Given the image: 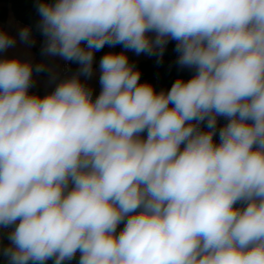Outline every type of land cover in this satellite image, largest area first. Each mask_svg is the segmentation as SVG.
Masks as SVG:
<instances>
[{
  "label": "clouds",
  "instance_id": "clouds-1",
  "mask_svg": "<svg viewBox=\"0 0 264 264\" xmlns=\"http://www.w3.org/2000/svg\"><path fill=\"white\" fill-rule=\"evenodd\" d=\"M37 12L42 54L79 68L41 95L44 63L0 58L9 264H264V0H39ZM19 38L34 43L29 26ZM170 40L194 74L169 90L141 82L126 51L102 56L95 97L81 79L105 45L159 63ZM15 43L0 30V53Z\"/></svg>",
  "mask_w": 264,
  "mask_h": 264
},
{
  "label": "trees",
  "instance_id": "trees-1",
  "mask_svg": "<svg viewBox=\"0 0 264 264\" xmlns=\"http://www.w3.org/2000/svg\"><path fill=\"white\" fill-rule=\"evenodd\" d=\"M38 3L39 0H0V23L7 21L9 12L12 10L17 20L23 25L29 26L31 31L40 38L41 45L38 51L42 53L41 48L44 37L37 27L40 20L39 13L37 12ZM0 30H4V28L0 26ZM175 45L176 41H169L163 53L162 60L159 63L157 62V57L152 56L151 59L137 64V68L141 72V82H150L157 91H160L169 90L177 78H183L185 80L191 78L194 74V69L181 68L176 63L178 53L174 50ZM108 48L109 46L105 45L103 49L95 52L93 66H96L95 61L97 58L108 52ZM74 69H77V67L73 66L72 70ZM98 94L94 92V97ZM224 122H226L225 118L220 117L219 126ZM142 135L146 136V133ZM0 264H9L8 258L2 254H0ZM46 264H53V261L48 260ZM66 264H69V262H66Z\"/></svg>",
  "mask_w": 264,
  "mask_h": 264
},
{
  "label": "crops",
  "instance_id": "crops-1",
  "mask_svg": "<svg viewBox=\"0 0 264 264\" xmlns=\"http://www.w3.org/2000/svg\"><path fill=\"white\" fill-rule=\"evenodd\" d=\"M0 26L4 28V31L8 32L12 36L16 38V43L14 46L8 48L5 52L0 53V58H12V57H19L22 60H31L32 63L39 64L44 63L46 65V70L43 72H35L33 73L34 76V86L30 91L38 92L41 95L46 94L54 89L55 84L59 82V79L52 80L50 77L52 73L58 74L62 70V62L51 63L49 60H46V56L43 55L38 51V48L41 45V40L37 37L32 31V39L34 43L24 42L19 38V31L22 27H25L22 23H20L14 12L11 10L8 15V19L5 23H0ZM122 51L131 52L128 50H124L122 45H119ZM98 66V63H95ZM88 86L91 87L87 80H84ZM94 89V88H93ZM94 92L99 93L94 89ZM123 226H121L122 228ZM79 258V254L77 257L71 262V264H77Z\"/></svg>",
  "mask_w": 264,
  "mask_h": 264
},
{
  "label": "rangeland",
  "instance_id": "rangeland-1",
  "mask_svg": "<svg viewBox=\"0 0 264 264\" xmlns=\"http://www.w3.org/2000/svg\"><path fill=\"white\" fill-rule=\"evenodd\" d=\"M120 52L122 51V49L119 47V45H116L114 47H110L108 48V52ZM127 55L129 57V60L130 62H133L135 63L136 67H137V64L140 63V62H143V61H146V60H149L152 58V56H148L146 54H143L141 53L140 55H137L135 52L131 51V52H127ZM46 60H49L51 63H57V62H62V65H63V62L64 60L60 57H49V56H46L45 57ZM102 58L99 57L96 59L95 63L97 62L98 63V66H93V75L90 77V78H86V77H81V79L84 81V80H87L89 82V84L91 85L92 88H94L95 90L97 91H100L101 90V86H100V83H99V77H100V67H99V62H100V59ZM78 70L77 69H74L70 72L69 76L74 74L76 71ZM61 73V71L56 74V75H59ZM218 142V140H216ZM5 243H7V240H6V234H5V240H4Z\"/></svg>",
  "mask_w": 264,
  "mask_h": 264
},
{
  "label": "built area",
  "instance_id": "built-area-1",
  "mask_svg": "<svg viewBox=\"0 0 264 264\" xmlns=\"http://www.w3.org/2000/svg\"><path fill=\"white\" fill-rule=\"evenodd\" d=\"M72 69H73V62H69V61L64 60L61 73L59 75H57V77H58L57 79H62V78L69 76ZM225 123L226 122L222 123L221 126H223ZM215 139L218 140V137H215ZM121 226H123V225H120V227Z\"/></svg>",
  "mask_w": 264,
  "mask_h": 264
},
{
  "label": "water",
  "instance_id": "water-1",
  "mask_svg": "<svg viewBox=\"0 0 264 264\" xmlns=\"http://www.w3.org/2000/svg\"><path fill=\"white\" fill-rule=\"evenodd\" d=\"M73 66L79 68V65L75 62H73Z\"/></svg>",
  "mask_w": 264,
  "mask_h": 264
}]
</instances>
